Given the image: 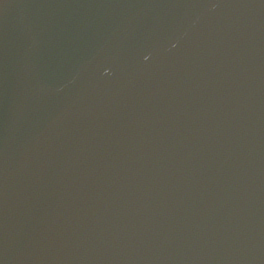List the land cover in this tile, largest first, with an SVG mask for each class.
Listing matches in <instances>:
<instances>
[{"label":"water","instance_id":"obj_1","mask_svg":"<svg viewBox=\"0 0 264 264\" xmlns=\"http://www.w3.org/2000/svg\"><path fill=\"white\" fill-rule=\"evenodd\" d=\"M201 1L203 2H198L197 0H38L37 6H34V15L37 17L36 24L41 30L51 29L53 26H56V29L36 38L33 44L34 49L29 47L25 51L16 46L14 42L17 39L16 37L9 38L10 30L14 29V25L11 24V16H16L19 10L9 5V0H7V5L0 4V92L5 91L10 100H13L11 106H9L10 102L7 100H5V103L0 101V173H3L4 167L7 166L6 179L0 180V207L9 203L7 200V197H10L8 196L9 194L17 192L15 186L23 190H30L33 194L35 191L33 178L35 176L38 177V180H41L39 179L40 176L44 180L47 177L56 187L55 191H58L53 194L51 199L47 190L52 188L45 182L36 189L38 197L42 200L58 201L57 198L59 196H61L59 201L65 200L66 197L80 198L83 192L88 190L84 180L87 178V173H89L87 171H91L92 156L88 158L82 155L78 157L79 160L76 166L70 167L67 163H64L59 169L57 167L59 162H55V160H61L62 154L52 155V150H63L64 154L67 152L65 155L69 158L74 153L75 155L80 154V148L85 145L89 150L93 149L92 146H94V149L98 147L104 149L105 146L89 142L88 136L82 129H73L68 123H61L58 120L61 114L55 108L51 109L55 112L53 114L54 119L46 117L41 121L35 112L38 108L44 105L47 106L52 101L51 92L55 90L56 86L58 88L61 82L68 83V78H71L73 82L80 78L84 82L81 84L79 91L71 87L67 88L65 90L67 96L63 101L71 100L89 105L87 93L90 89L86 85L84 76H82V73L85 70H89L88 66H90L89 58L84 53L81 54L85 45L84 42L86 40L91 42V44H96L98 41L103 42L105 40L102 34L108 33L112 36V41L116 42V45L118 44L122 51H125L126 47L121 35L117 31H113L111 24L115 27L129 24L128 27L131 30L135 29L131 34L137 44L151 41V47L154 50L161 49L166 54L172 67H178V70L182 72L184 70L194 72L197 70L195 74H198V86L204 82L209 88L204 91L201 90L200 96L194 97L191 101V106L195 109L193 111L195 114L191 113L192 120H188V124L184 121L186 126L179 132H177V129L167 134L169 137L166 141L161 139L159 145L154 146L151 144V148H153L151 153L141 156L140 159L143 162L140 163L138 178L135 170L131 172L130 165L127 168L128 177L122 174L124 159H120V151H113L110 146L106 147V151L113 159H104L95 150L96 158L101 160V163L111 164L110 167H112L114 172L113 177L115 179L119 178L122 188L131 192L128 195L130 196L128 197L129 200L135 204L140 203L139 208L144 214L148 215L149 211L145 204L150 203L151 212L153 213L158 211L162 213L184 212L189 216L207 220L213 219L210 221H216L217 215L222 222L224 217L233 214V212L235 214L252 213L253 209L250 207L251 195L249 192L251 194H256V192L250 188V185H248V191L245 190L242 196L244 201L241 200L236 204V206L240 205L243 209L235 208L229 203L225 208L228 213L222 207L217 208L215 206V209H213L211 206L207 208L208 205H195L193 204V199L194 193L199 194L201 192L199 195L202 196H205L206 193L208 194L204 188L207 187L209 177H212L213 173L217 175L222 173V170L211 171L206 165V161H201L203 159L206 160V157L211 154H215L214 158L219 156V160L229 163L226 166H229L228 170L230 173L244 175L243 165L252 168L255 171L252 175L258 179L254 181L261 184V190L264 193V144L262 142L264 141V133L262 131L264 128L262 129L259 124L243 123L239 125L238 119L232 116L230 119V122L233 120L231 126L236 132L239 131L237 134L240 138V144L236 145L237 149H232L231 145L227 143L231 136V131L227 127H222L227 124H221L220 126L215 124L219 132L209 130L212 127L210 123H217L223 114V110L227 108L231 111V106L234 104L230 100L227 102L228 97L222 95L225 88H221V84L227 88L225 78L228 77V80H232L237 77L252 76L250 73L264 72V49L262 47L264 45V33H258L260 32L259 26L263 27L264 32V0ZM245 8H249V10H245ZM76 10H79V19L83 21L85 28H81L82 25L79 22L71 19H66L70 26H65V24L61 23L69 13L75 15ZM101 12L106 18L102 19L100 17ZM201 18L204 20L205 27L215 32L212 35L213 43L209 39L210 36L206 35L205 27H203L204 29L200 28ZM198 20L199 22H197ZM18 58L21 59L18 60ZM7 60L9 62L15 60V65L17 66L10 68L6 63H3ZM82 63H85V65ZM172 67L170 68L172 69ZM225 74L228 76H225ZM76 75H79V77L73 78ZM262 76H264V73H262ZM212 88L217 90L219 94L214 92ZM214 93L219 95L217 96L218 99L207 98V96L214 95ZM81 95L83 98H81ZM195 98H197V102H195ZM92 101L99 104L95 99H92ZM210 104L216 106V109L207 116V120L210 123H207V121L201 123L203 121L202 112L196 110L201 106L199 110L209 111L211 109ZM51 110L49 113H51ZM57 110L60 111L58 107ZM76 118L82 121L83 118L80 112L77 113ZM199 128H204L206 130L205 134H203V129L200 130ZM131 132L127 134V137L133 135ZM184 134L194 135L196 138L199 136L197 138L201 144L199 150L193 151L187 143H184L187 142L184 140L188 139L187 137L180 138ZM135 135H138L141 140L144 139V133L138 132ZM201 150L204 151L201 152ZM6 152L11 153L8 155ZM43 158H47V160H43ZM198 158L199 160H197ZM219 167H221V161L217 169ZM223 170H227V168H223ZM17 180L19 181L17 182ZM35 180L37 179L35 178ZM62 183L67 184L69 192L61 186ZM104 188L109 196L108 202H103L100 199L104 198L103 194H101L100 198H92L90 201L92 204H96V202L104 203L107 216L111 214L110 218L112 216L119 218L121 211H123V206L118 202L119 199L113 195L106 182H104ZM165 188H167V194H165ZM185 188H187V196H185ZM173 191H177L182 199L179 204H170L165 200V198L168 200ZM88 196L91 195L88 194ZM147 198H149V202H147ZM31 200L33 204H40L35 196H31ZM93 210L91 215L95 219L97 207L95 206ZM50 214L53 215L52 213ZM101 216L105 215L101 214ZM38 219V214L31 211L29 218L30 228L25 230L26 237L31 236L32 229L37 224ZM93 219L89 218L86 227H84L83 219L79 223L81 228H85L84 241L81 245L83 252L87 254L88 261L98 264L101 263L100 258L102 256L99 252L103 251L104 246H111L113 238L119 232L115 229V222L111 224V228L108 225H103L100 229ZM55 222H50V225L47 226L48 231L58 232V230L56 231ZM101 230L103 231L102 233ZM0 241L9 250H15L17 253L21 252L23 258L21 259L20 257L18 262L16 260L17 264H52L45 255L47 250L55 252V255H49L55 264L57 262L59 264H73L74 262V260L71 262V260L66 258L67 252L61 250L60 245H51L41 241V244L30 247L28 242L20 241L15 236L11 237L5 234L0 235ZM69 246L67 245L71 250L76 247V245ZM29 247L31 250H29ZM24 254H26V258ZM128 255L133 257L131 250H129ZM0 259H3V257L0 256ZM141 259L146 261V257L141 256ZM117 260L118 263L120 261L122 263L132 261L131 257L126 259L125 254L120 255ZM0 264H9V262L0 260Z\"/></svg>","mask_w":264,"mask_h":264}]
</instances>
